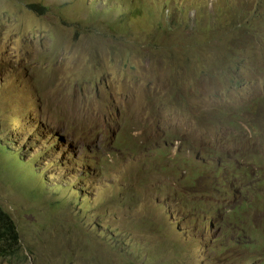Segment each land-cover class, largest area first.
Here are the masks:
<instances>
[{
    "label": "rangeland",
    "instance_id": "374dc122",
    "mask_svg": "<svg viewBox=\"0 0 264 264\" xmlns=\"http://www.w3.org/2000/svg\"><path fill=\"white\" fill-rule=\"evenodd\" d=\"M262 1L0 0L20 264H264Z\"/></svg>",
    "mask_w": 264,
    "mask_h": 264
},
{
    "label": "trees",
    "instance_id": "16d2710c",
    "mask_svg": "<svg viewBox=\"0 0 264 264\" xmlns=\"http://www.w3.org/2000/svg\"><path fill=\"white\" fill-rule=\"evenodd\" d=\"M260 4L264 8V0ZM28 7L32 11L38 13L45 10L43 6L35 3H31ZM253 16L259 17V14ZM252 20H249L250 23L247 27L250 31H253ZM249 35H251L250 32ZM26 257L27 256H24L23 254L21 236L16 222L0 205V258L15 260L18 264H20L23 263L22 259Z\"/></svg>",
    "mask_w": 264,
    "mask_h": 264
}]
</instances>
